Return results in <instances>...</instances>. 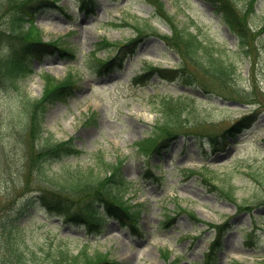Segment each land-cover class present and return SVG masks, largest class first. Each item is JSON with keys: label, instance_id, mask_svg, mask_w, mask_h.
Returning a JSON list of instances; mask_svg holds the SVG:
<instances>
[{"label": "rangeland", "instance_id": "obj_1", "mask_svg": "<svg viewBox=\"0 0 264 264\" xmlns=\"http://www.w3.org/2000/svg\"><path fill=\"white\" fill-rule=\"evenodd\" d=\"M22 1L31 3L41 37L58 38L75 55L33 58L35 71L18 80L21 90L0 77V264H17L22 256L43 262L46 248L61 239L72 254L87 245L91 252H107L118 264H166L161 248L179 258L174 264H210L205 257L215 230L206 221L226 223L229 218L214 264H264V0H232L242 10L254 2L248 21L255 37L250 55L212 2L163 0L180 27L200 33L234 61L237 73L225 90L229 98L218 95L219 86L160 38L171 28L146 0H95L89 6L82 0H0V32L7 34V40H0V56L9 50L11 18ZM139 25L145 34L134 52H127L130 44L119 48L137 36ZM104 37L121 42L96 51V57H115L108 71H98L91 65L96 61L92 51ZM147 63L173 71L167 77L155 73L135 80ZM46 72L57 78L72 72L79 79L76 93L50 104L41 121L39 136L51 141L74 137L84 151L53 161L54 169L100 178L108 164L123 159V175L130 183L121 191L131 204H143L138 226L111 218L99 234L43 205L39 196L54 190L64 175H39L30 165L27 98L42 95ZM183 94L191 96L183 118L192 124L179 128L165 147L146 158L136 142L161 120L159 102ZM244 115L254 117L249 127L235 136L221 134ZM187 168L204 172L192 174ZM69 195L78 207L81 196ZM29 196L35 197L30 205L25 203ZM173 214L174 220L164 223Z\"/></svg>", "mask_w": 264, "mask_h": 264}, {"label": "trees", "instance_id": "obj_2", "mask_svg": "<svg viewBox=\"0 0 264 264\" xmlns=\"http://www.w3.org/2000/svg\"><path fill=\"white\" fill-rule=\"evenodd\" d=\"M52 2L51 0H44ZM150 3L156 15L160 16L171 28L170 33H159L160 38L171 48H174L179 54L184 63L189 62L191 65L198 68L203 75L207 76L214 84L221 88L217 92L218 95L226 97L225 90L232 84V78L237 73V67L225 52L215 48L213 45L206 43L198 32L190 30L187 26L180 27L175 17L166 9L163 0H146ZM215 5V8L220 12L231 28L238 36L239 45L243 52L250 55L251 38H254V33L250 30L247 22V17L250 11H253V1H249V8L239 10L232 0H208ZM94 0H82L83 6H89V3ZM31 3H18L16 10L11 18V31L14 37L11 39L10 46L6 54L0 56V77L11 82L16 90H21L18 85L20 78L26 77L34 73L33 58L42 59L45 53H59L60 55L70 54L67 49L58 45V39L44 41L41 37V29L36 23L34 11L30 10ZM146 26L156 29L151 24ZM136 37H132L127 43H122L127 52H134L139 37L144 35V28L136 26ZM0 32V40H7ZM252 36V37H251ZM121 41H109L104 37L97 42L98 46L92 51L95 62L91 63L94 70L103 71L110 69V63L115 57L100 58L96 57V51L105 48L106 46H116ZM126 50L124 51L125 53ZM121 57V56H119ZM113 59V60H112ZM108 71V70H107ZM171 68L157 67L152 63H147L143 68L142 73L135 76V80L143 81L151 75L158 73L161 76H169ZM44 89L42 95L37 99L27 98L28 109L31 108L30 121V136L32 138V149L30 165L37 169L39 175L54 176L56 174H64V168L54 169L52 160L63 158L70 154H79L82 152L73 141V138L59 141H51L49 136H45L43 141L38 139L41 119L44 112L50 104L58 101H67L69 97L76 93L79 87V79L72 72L68 73L63 78L59 79L51 73H43ZM190 77L188 76V80ZM230 93L235 90L228 91ZM230 96L228 95L229 98ZM191 98L189 95L183 94L179 97H167L159 102L157 109L160 111L161 120H159L152 129L149 136L137 141L136 145L145 157L158 153L160 148L166 146L167 140L175 137L184 125L192 124L191 121L183 118L187 110V101ZM254 121L253 115H244L235 120L234 123L226 127L221 134L235 136L243 128L249 127ZM216 141V140H215ZM37 145V148H35ZM123 159L119 162L108 164L105 175L96 178L92 174L73 175L65 173L63 179H57L56 187L48 189L42 193L39 198L49 210L59 211L66 220H72L76 223L83 224L87 230L101 233L104 230L108 219L115 218L123 224L131 223L138 226V219L142 212L141 203H130L129 198H125L121 192L120 186L128 185L130 181L126 179L122 171ZM208 170V168H206ZM48 170H51L49 173ZM188 172L201 174L203 170L187 169ZM51 174V175H49ZM85 174V173H84ZM205 180L209 182L206 175ZM51 179V178H50ZM54 182V181H52ZM81 196V204L78 207V200L71 197L69 194ZM34 196H29L25 203L31 204ZM73 206L76 210H73ZM239 209L245 206L238 205ZM180 210L183 208L180 207ZM186 210V209H185ZM189 215L196 218L193 211H188ZM175 214L168 215L164 223H169L174 220ZM230 219V218H229ZM229 219L226 221L228 224ZM213 230H215V238L211 242L210 249L206 252L205 261L210 264L215 263V255L221 246V234L229 226L226 223H215L206 221ZM65 239L57 242L54 246L46 248L43 253L44 259L40 261L30 256L29 258H18L17 264H118L114 261L107 252L95 251L91 252L86 245L78 253H70L69 247L64 243ZM161 256L165 259L166 264H174L178 257L171 258V251L168 248L160 249ZM19 256V255H17Z\"/></svg>", "mask_w": 264, "mask_h": 264}]
</instances>
